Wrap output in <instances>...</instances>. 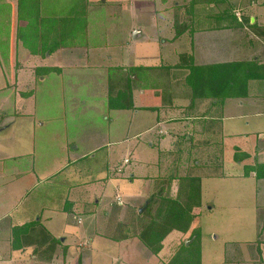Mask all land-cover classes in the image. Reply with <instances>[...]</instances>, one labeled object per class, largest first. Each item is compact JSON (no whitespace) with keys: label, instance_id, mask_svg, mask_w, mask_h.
I'll use <instances>...</instances> for the list:
<instances>
[{"label":"rangeland","instance_id":"374dc122","mask_svg":"<svg viewBox=\"0 0 264 264\" xmlns=\"http://www.w3.org/2000/svg\"><path fill=\"white\" fill-rule=\"evenodd\" d=\"M200 1L203 2L191 11L195 0H0V70H6L13 78L8 87L0 78V87L5 85L0 91V158L18 157L2 159L1 167L14 171L13 168L22 165L29 170L22 180L19 178V188L7 189V204L18 208L19 205L53 207L55 202L49 198L52 189L65 183L64 197L71 198L68 207L73 208V214L68 215L77 217L79 228L75 238L64 246L28 241L35 244L37 255L32 264H169L184 244L192 243L194 231L201 234L202 264H264V182L258 185L257 179H241V172L231 168L233 163L224 168L225 161H234V156L246 153L244 144L238 141L243 137L232 138L234 142L224 156L217 139L208 141L196 135L203 129L218 130L219 106L216 116H204L210 105L206 100L202 101L206 104L200 114L191 117L181 110L183 101L192 99V81L198 84L192 69L216 65L207 57H196L177 42L178 31L190 32L193 25L205 29L208 17L218 11L215 3L208 4L210 0ZM255 2L259 7L254 6ZM218 3L224 7L234 4V11L237 7L243 8L236 12L238 18L242 17L241 13L249 18L253 11L264 8V0H220ZM247 20L233 30L247 41L246 54L232 58L229 65H240L250 58L264 59V32L257 31ZM137 32L140 36L134 39ZM22 45L46 54L58 53L67 47L69 53L63 51L70 58L78 50L79 61L75 63L84 68L85 62L94 64L97 69L89 72V76L86 72L82 83L69 79L65 83L58 73H48L35 97L32 100L30 96L23 97L20 104L15 71ZM145 53L150 55L137 60V56ZM56 57H50L46 64L58 66L53 60ZM260 62L255 70L256 81H264V64ZM112 68H127L135 77L146 75V86L137 81L130 83L133 92L137 91L133 96L138 107L160 110L170 106L174 113L164 114V120L186 123L188 130L183 128L177 139L171 132L173 138L164 145L165 149L169 148L164 156H135L136 140L127 142V139L140 131L137 140L144 143L151 131L143 132L147 118L135 130L128 127L134 124L136 116L133 113L136 111L126 107L128 103L131 105L130 94L116 98L117 91H110L108 74H113L114 79L122 76L118 90L125 88L129 74L126 69L119 72ZM96 70V76L91 75ZM37 75L42 77L41 73ZM151 79L153 83L149 85ZM251 82H247L246 96L250 94ZM25 84L22 91L29 92ZM148 88H152L150 94L142 97ZM194 104L189 102L187 106ZM260 111L264 113V106L254 103L245 106L244 116L249 119L240 123L243 131H264V114ZM248 123L250 127L245 126ZM184 135L194 141L184 149L190 153L177 156L176 144ZM257 138L258 135L250 136L248 148H252L253 154L258 153ZM256 154L250 156L258 163ZM236 176L239 178L207 181ZM190 178L200 179L201 208L193 211L196 221L186 233L171 231L156 252L159 243H147V232L140 237L157 217V208L151 205V211L145 212V205L148 206L152 196L160 202L163 198L185 199L184 195L178 197L179 191L181 186L191 184ZM261 179L264 178L258 180ZM186 218L171 216L172 226L184 227L182 220ZM8 223L3 221L0 227ZM121 238L118 243L113 241ZM68 248L71 251L63 256ZM71 253L72 261L67 257Z\"/></svg>","mask_w":264,"mask_h":264},{"label":"crops","instance_id":"0c3cea01","mask_svg":"<svg viewBox=\"0 0 264 264\" xmlns=\"http://www.w3.org/2000/svg\"><path fill=\"white\" fill-rule=\"evenodd\" d=\"M242 16L248 17L246 13H243ZM210 17V16H209ZM208 17V20L205 25V29H201L199 26L192 27V30L190 31L189 35L185 34L181 37L178 36L177 42L181 47L187 48V50L190 49V52L195 55L196 57L200 58L201 56L207 57L211 63L215 64H221V63H231L232 58L245 56L247 51V41L244 37H241L235 32L234 26L229 24L228 20H221L219 22H216V27H210L211 19ZM249 22L251 26H254V28L264 32V8L260 9L259 11L255 10L249 15ZM258 24H260L258 26ZM258 27V28H257ZM207 28V29H206ZM184 31V30H183ZM140 32L138 33V38L140 35ZM134 37V36H133ZM176 42V43H177ZM63 50H67L66 52L69 53L68 48H61ZM77 49V48H75ZM20 55H19V65L17 71H15V77L19 85V90H17V97L19 103L21 104L24 99L23 97L30 96V100H32L35 95L36 91L39 89V85L43 84L46 80V76L39 77L37 74H39L40 70L43 68H57V72L64 82L66 83L69 80L79 81L82 83L84 82V79L86 80L85 73L93 71L95 68L94 64L87 65L85 62V68L78 62L79 60L76 58L78 53L80 51L69 49L71 51H76L75 56L73 54V57L70 58L69 54H65V51L60 50L58 53H48L42 54L39 51L31 52L28 48H25L23 45L19 49ZM138 50V49H137ZM161 51V48L159 49ZM158 50V51H159ZM157 53V51H155ZM153 53V54H156ZM58 54V56H57ZM146 55L150 54H143L142 56H137V60L141 61ZM183 56L185 54H182ZM57 56L53 60L58 62V66L55 65H48L46 62L50 60V57ZM69 57V59L61 60L63 57ZM157 56V55H156ZM153 57V56H151ZM150 57V58H151ZM159 58V57H157ZM68 61H71L72 63H69ZM87 61V60H86ZM67 62V63H64ZM264 64V62L262 63ZM91 68H90V67ZM87 67V69H86ZM66 70V71H65ZM0 74L2 75L3 82H8L9 80H13V78L9 77V74L6 73V70H0ZM52 73V74H54ZM84 74V75H83ZM96 72L94 74H91L93 76H96ZM69 79V80H68ZM114 79V78H113ZM115 80V79H114ZM28 88L29 92L22 91L23 84ZM75 83V82H74ZM250 84V94L249 96H246V91L241 93L240 97L241 99H229L224 104L217 105L216 103H210L207 111L204 112V116L206 115H215L216 108L218 107V114L219 115V122H218V130L216 132H210L205 129L202 130V133L198 131L199 134L198 137H206L209 141V138L217 139V144L219 145V151H225L230 150V146H232V143L234 140L232 138L237 139L236 137H243L240 143L244 146L246 153H243L245 156L244 159H242L241 162L235 161H225L224 162V168L227 167V164L233 163L234 166H231L233 169H237V171L241 172L240 177L243 180L253 179L256 180V183L260 185L261 182H264V179L258 180L257 174L255 172H252L249 176H245V173L240 171V169L244 170V168H247V166H252L254 163H257L255 159L251 156H253L256 153H252V148H248L250 136H256L258 135L257 140L259 141L258 145L256 146V151L258 152L255 156L259 158L258 164H264V131H260L259 129L253 130L252 132H249L248 130L244 131L242 130L243 125L242 121L245 119H249V116H244L243 110L245 106L249 103H254L258 106H264V81H253ZM76 86H78L75 83ZM4 83L0 87V91H3ZM33 89H31V87ZM37 87V88H36ZM249 87V85H248ZM31 89V91H30ZM168 88H164L163 90H167ZM149 93L144 92V97L147 96ZM157 96H161V94L155 93ZM257 97H263L257 98ZM137 103V100L134 99ZM138 100H141V98H138ZM178 100V99H177ZM26 101V100H25ZM142 101V100H141ZM186 101V100H185ZM183 101L181 104V110L187 111L191 117L192 114L196 115L201 109L204 107V102H195L194 105L187 106L188 103L192 102V99L190 101H186L187 105ZM197 104V105H196ZM196 105V106H195ZM200 105V106H198ZM192 106V107H191ZM143 107V106H142ZM194 107V108H193ZM144 110L142 111H136L133 113H136L135 118L133 119L134 124H128V127H132L134 130L137 128V126H142L145 123L143 121L146 119L147 121V127L145 131L143 132H150L149 138H147L144 143L139 142L137 139L139 135L141 134L139 132H134L131 138L127 139V142H132L131 140H136V144L134 145L135 150V156H164L166 152L169 151V148L165 149L164 145H166V142L169 141V139H172L171 132L175 133V137L177 139V136L179 134H182V129L185 128V130H188L186 123L179 122H172L164 120L166 119L164 117V114L168 115V113H174L172 112V108L170 106L167 107H161L160 110L150 107V106H144ZM187 108V109H186ZM156 109V110H155ZM176 112H179V110H176ZM200 114V113H198ZM260 114L262 111H260ZM259 116V115H256ZM264 116V115H263ZM189 117V118H191ZM144 119V120H142ZM241 123V124H240ZM190 125V124H188ZM184 126V127H183ZM191 126V125H190ZM246 127H250V123ZM205 127V126H204ZM214 127L216 128V124H214ZM153 129L155 132L152 134ZM172 129H175V131H170ZM133 132V130H132ZM158 134H160V139H158ZM194 135V133H192ZM245 140V141H244ZM194 141V140H193ZM161 144H160V143ZM134 143V142H133ZM148 144V145H146ZM178 144V143H177ZM177 146L176 152L179 151L180 147ZM255 145V144H254ZM252 146V145H251ZM197 149V148H196ZM195 149V150H196ZM171 153H168V156H170ZM251 155V156H250ZM22 156H19L21 158ZM241 157V156H240ZM7 158H14L17 159L18 157L15 156H4V158H0V223L2 224L3 221L9 222L6 226L0 227V264H32L33 261L36 259L37 255L35 253V244L33 242L28 243V241L37 240V243L43 242V244L47 245L50 244L51 246L58 247L59 245L64 246L67 242L71 239L75 238V232L77 231V217L74 219L72 216L68 215L72 213V207L68 202H70L71 198H66L65 196V183H60L58 187H55L52 189V193L50 198V201H54L55 205L53 207H31L28 205H19V208L16 206H8L7 202V189L11 186L13 188L18 187L19 185V178H23L27 174H29V170H27L25 167L20 165L18 169L17 167L13 168L14 171L5 170L1 167L2 159ZM228 162V163H227ZM238 165V166H237ZM16 170V171H15ZM236 171V173H238ZM11 176L13 179H9L8 176ZM231 176V175H230ZM239 176L236 177H214L209 178L207 181H213V180H224V179H232V178H239ZM22 180V179H21ZM206 180L202 182V190L204 189V183ZM10 184V185H9ZM61 193L63 195H61ZM66 203V204H65ZM78 205H75V208H77ZM38 208V209H35ZM35 209V210H33ZM33 210V211H32ZM73 214V213H72ZM19 246V247H18ZM204 246V245H203ZM18 247V249H17ZM63 256L66 254V251H71L70 248L67 250H64ZM5 254V255H3ZM70 255L67 256L70 260ZM202 255V252H201ZM7 256V257H6ZM203 257V256H202ZM72 261V260H70ZM70 263V262H69Z\"/></svg>","mask_w":264,"mask_h":264},{"label":"trees","instance_id":"16d2710c","mask_svg":"<svg viewBox=\"0 0 264 264\" xmlns=\"http://www.w3.org/2000/svg\"><path fill=\"white\" fill-rule=\"evenodd\" d=\"M196 2L191 5V11L194 6L197 4L202 3L203 1H198L195 0ZM208 4H214L216 5V9L218 10L216 14L210 15L211 22L210 27H216V22H219L221 20H228L229 24L232 26H239V24L244 23L245 19H248L246 16H242L241 18L237 17L236 12L238 10H243V8L237 7L236 10L234 11L233 9L236 7V5L232 4L229 7H224L223 5H219L218 3L220 0H210ZM205 2V0H204ZM256 3V4H255ZM255 5H258V2H255ZM259 7V5L257 6ZM189 9V10H190ZM259 10V9H258ZM189 11L188 13H190ZM239 13V12H238ZM243 14V13H241ZM194 16H192V19ZM196 18V16H195ZM260 24H258L259 26ZM258 28V27H257ZM207 29V28H206ZM259 29V28H258ZM258 29H256L258 31ZM260 31V30H259ZM190 32H186L185 30L183 31L180 30L178 31V36L181 37L185 34L189 35ZM178 39V38H177ZM62 46H59V48ZM67 48V47H65ZM30 50V49H29ZM31 52H34L30 50ZM42 53V52H40ZM48 53H53L52 51H48ZM46 54V53H42ZM258 61H261L260 64L264 62V59L262 60L261 57L258 58H250V60L242 61L240 65H229L232 63H221V64H216V65H211L210 67L207 66H196L192 69V74L194 75V80L197 81L198 84H194V81H192V104H194V101L197 99L201 101H210L211 103H216L217 105L219 104H224L227 100L229 99H241L240 95L241 93L246 91V86L247 82L250 81H256L255 79H258L257 75L255 74V70L258 69ZM135 68V67H134ZM264 68V67H263ZM115 69L116 71H125L126 69V74H129V79L128 82L125 86L124 89L118 90L117 85L119 83L121 84L122 82V76H119L117 79H113L112 75L113 74H108L109 75V85H110V91H117L115 95L117 96L116 98H124L127 97V93L130 94L131 98V105L128 103L126 107L131 110V111H142L144 108L138 107L136 102H134L135 98L133 95H137V91L132 90L130 88V83L131 81H137L140 84H144L147 81L146 75L145 76H139L135 77L131 73H128L127 68H112ZM136 70H139V68H135ZM57 68H43L40 70L39 73H41V76H47L48 73H54L57 72ZM111 72V71H110ZM132 78V80H131ZM149 81V80H148ZM149 85L153 83L152 79L150 81ZM148 85V86H149ZM197 85V86H196ZM146 86V85H145ZM151 89H147L144 91L145 93H149ZM168 90V89H167ZM111 91V92H113ZM142 91V90H141ZM228 92V93H227ZM147 94V95H149ZM142 97H144V93L142 94ZM147 98V96H145ZM142 100V99H141ZM192 107V106H191ZM119 108V107H118ZM138 109V110H137ZM191 115V114H190ZM189 117V116H188ZM181 142L178 143L182 146L179 149V151L176 152L177 156H183L186 153H190L188 150L187 152H184V149H186V146L192 145V138L188 140L186 136L181 137ZM188 141V142H185ZM192 151V150H191ZM242 154L241 158L244 159L245 156ZM240 157V156H239ZM238 156H235V161L236 162H241V158ZM244 173L245 176H249L252 172H255L257 174V178H264V164H258L254 163L252 166H247V168H244ZM188 181L191 182L190 185H183L181 186V190L179 191V196H185V199L183 200H177V199H171V198H163L161 202L159 201L160 199L155 198L152 196L149 199L148 206L145 205L146 209L145 212H150L151 211V205H154L157 209V217L156 219L153 220V226L155 225V228L153 226L146 227L143 233L141 234L142 236L147 232L149 234V239H147V243H159V246L156 247V252L160 250V245L162 242V239L167 236L168 234L171 233V231H180L182 233H186L189 225L196 221V215L194 216L193 211L198 210L201 208V189L200 185V179H195V178H190ZM143 209V208H142ZM140 212V211H139ZM141 213V212H140ZM175 216V218H181L184 219L185 216L187 218L184 221V227H178V226H172L171 222V216ZM199 232V231H197ZM194 231L192 234V243L190 242L188 245L184 244L177 254L172 258V260L169 262V264H202V255H201V234L197 233ZM115 242H120L122 241L119 239H113ZM19 247V246H18ZM17 247V249H18Z\"/></svg>","mask_w":264,"mask_h":264},{"label":"water","instance_id":"95a60500","mask_svg":"<svg viewBox=\"0 0 264 264\" xmlns=\"http://www.w3.org/2000/svg\"><path fill=\"white\" fill-rule=\"evenodd\" d=\"M137 33H139V32H137ZM137 33L134 34V39H136V37H137ZM140 212H142V209L140 210Z\"/></svg>","mask_w":264,"mask_h":264}]
</instances>
